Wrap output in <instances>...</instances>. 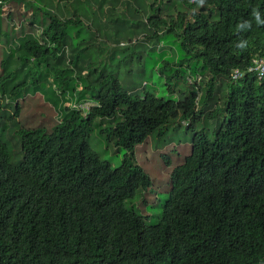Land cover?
I'll return each instance as SVG.
<instances>
[{
    "label": "trees",
    "instance_id": "trees-1",
    "mask_svg": "<svg viewBox=\"0 0 264 264\" xmlns=\"http://www.w3.org/2000/svg\"><path fill=\"white\" fill-rule=\"evenodd\" d=\"M12 1L0 0V106L17 103L12 117H19L21 96L41 90L58 121L51 130L19 124V163L0 139V264H264V77L247 72L252 58L264 56V0H179L189 12L146 20L161 36L168 21L182 28L199 62L191 66L181 55L157 63L175 66L168 79L188 85L180 100L134 94L113 72L87 69L89 46L69 43V26L84 24L77 15L28 2L25 9L48 22L41 37L27 25L17 29L11 12L5 20ZM125 5L115 0L112 9L127 14ZM109 14L103 10L101 20ZM113 29L104 27L113 43L114 35L130 34ZM235 69L244 76L234 78ZM221 78L224 108L216 102ZM221 110L224 121L211 139L209 120ZM183 122L194 132L191 152L170 173L160 220L148 225L132 205L143 192L141 206L153 198L136 147ZM96 128L124 152L119 166L90 144Z\"/></svg>",
    "mask_w": 264,
    "mask_h": 264
},
{
    "label": "rangeland",
    "instance_id": "rangeland-1",
    "mask_svg": "<svg viewBox=\"0 0 264 264\" xmlns=\"http://www.w3.org/2000/svg\"><path fill=\"white\" fill-rule=\"evenodd\" d=\"M28 2H33L35 6L47 7L62 17H81L84 24L69 26V43L75 49L81 50L89 46L82 54V62L87 69L107 70L118 76L123 88L132 90L134 94H144L152 92L164 99L184 98L189 91L188 85L183 79H168V75L174 71L175 66L170 69H159L157 63L162 57L171 60H178L183 57H190L191 66L199 63L193 55V50L184 45V30L178 25L168 21V25L163 28L167 31L163 36L155 33V28L148 26L146 20L149 17H177L179 13L189 12V9L179 0L159 1L155 0H125L128 7V13L123 14L113 10L112 5L115 0H21L12 1L5 7V20L8 12L13 14L11 21L17 29L20 26L27 25L28 28L36 29V34L41 37V31L48 20L44 19L41 12L34 7H26ZM103 10L110 14L104 19ZM19 13H21L19 15ZM24 13V14H22ZM97 18V20H96ZM33 22V23H31ZM90 22V23H89ZM99 30L92 35L89 33ZM104 27L112 30L113 27L124 28L129 31V35H114L118 41L107 39L104 35ZM24 31H27L25 29ZM10 40L12 43L15 38V31L12 30ZM81 32V33H79ZM114 33V29L112 30ZM149 35L150 38L145 35ZM17 38V37H16ZM187 44V41H186ZM104 45L108 46L105 47ZM1 58V53H0ZM162 62V61H161ZM187 66L183 71L187 72ZM2 68L0 67V74ZM222 78L216 86L217 104L224 108L227 89L222 84ZM47 82L44 89L50 85ZM173 87V89H172ZM29 89L28 95H22L19 99L22 106L20 116L13 118L12 113L17 103H7L0 106V139L7 142L10 146L13 163H19L21 154V136L18 134L19 124L22 127H34L44 125L49 130L58 121V115L52 106V103L45 100L40 92ZM224 121L223 110L220 112L218 120H209V136L214 137V130L220 127ZM36 122V123H35ZM206 125V120L196 123V131H199ZM194 132L187 129V122H183L178 130L168 132L160 137H154L147 140L146 143L136 147V157L140 165L145 167L152 179V185L149 188L150 196H153L149 203L143 202V193L136 197L132 203L136 211L140 212L148 225L157 223L163 212V204L169 196L170 180L169 176L172 169L182 163L191 152L192 139ZM90 144L99 152L103 159L111 161L113 166H119L123 160L124 152L118 151L113 143H108L104 137L99 134L97 128L92 131ZM148 158L147 161L144 159ZM167 160H170L169 165ZM164 175V176H163ZM164 177V179H162ZM161 181L170 186L166 188L161 185ZM153 184L154 187H153ZM139 198H141L139 200Z\"/></svg>",
    "mask_w": 264,
    "mask_h": 264
},
{
    "label": "built area",
    "instance_id": "built-area-1",
    "mask_svg": "<svg viewBox=\"0 0 264 264\" xmlns=\"http://www.w3.org/2000/svg\"><path fill=\"white\" fill-rule=\"evenodd\" d=\"M247 72H252V73L254 72L258 78L264 77V56L252 58V63L247 69ZM244 74L245 71H242L240 69H235L232 72V76L234 78L242 77L244 76Z\"/></svg>",
    "mask_w": 264,
    "mask_h": 264
}]
</instances>
